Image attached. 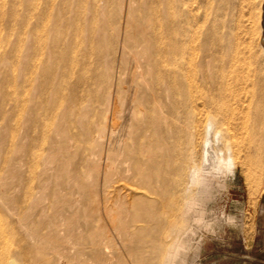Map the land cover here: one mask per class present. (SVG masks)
Segmentation results:
<instances>
[{
  "label": "rangeland",
  "instance_id": "rangeland-1",
  "mask_svg": "<svg viewBox=\"0 0 264 264\" xmlns=\"http://www.w3.org/2000/svg\"><path fill=\"white\" fill-rule=\"evenodd\" d=\"M209 117L238 162L209 208L235 223L196 264H264V0H0V264H150Z\"/></svg>",
  "mask_w": 264,
  "mask_h": 264
},
{
  "label": "clouds",
  "instance_id": "clouds-1",
  "mask_svg": "<svg viewBox=\"0 0 264 264\" xmlns=\"http://www.w3.org/2000/svg\"><path fill=\"white\" fill-rule=\"evenodd\" d=\"M219 132V134H217ZM197 148L185 154L179 199L172 205L175 219L163 222L152 245L150 264H196L202 243L200 233H215L233 225L235 217L217 214L209 205L227 190V181L238 165L215 117H209ZM204 139L208 144L205 147ZM207 152V157L203 155ZM166 234V235H165Z\"/></svg>",
  "mask_w": 264,
  "mask_h": 264
},
{
  "label": "bare ground",
  "instance_id": "bare-ground-1",
  "mask_svg": "<svg viewBox=\"0 0 264 264\" xmlns=\"http://www.w3.org/2000/svg\"><path fill=\"white\" fill-rule=\"evenodd\" d=\"M135 35V34H134ZM130 37H131V35H130ZM127 38V37H126ZM136 38V37H135ZM131 42V41H130ZM135 44H136V42H134ZM131 46H132V43H131ZM124 48H125V45H124ZM130 49V48H129ZM126 51V50H125ZM124 53V52H123ZM125 54V53H124ZM123 54V55H124ZM138 54V53H137ZM240 54H243V53H235V55H234V59L232 60L233 61V63L234 64H232V66H235V65H237V63H242V61H243V58L240 56ZM208 63H210L211 62V59H210V61H207ZM240 78H241V76L239 75V72H238V69H237V67H235V69L231 72V73H225L224 71H222L221 70V72L220 73H217V75L214 77V78H211L212 80L213 79H215V80H217L216 82H217V89H218V91L217 92H219V93H215L217 96H218V94H219V98H220V100L221 101H217V108L220 110V113L221 114H224L223 113V111L224 110H226V109H230V111L232 110V111H235V113H236V110H237V108L239 107V103H238V101H237V99H236V97H237V92H236V86L237 85H235V84H237V82H239L240 81ZM212 80H210V81H212ZM210 83H213V82H210ZM212 85V84H211ZM213 85H215V84H213ZM216 87V86H215ZM212 89H214V87H211ZM192 89V88H191ZM193 90V89H192ZM191 90V91H192ZM167 91H171V90H167ZM214 91H216L215 89H214ZM212 94V93H211ZM215 94H213V95H215ZM169 96H170V93L168 94ZM210 95V94H209ZM208 95V96H209ZM168 96V97H169ZM216 96V97H217ZM215 97V98H216ZM210 98V97H209ZM209 98H207V99H209ZM218 99V98H217ZM209 101V100H208ZM66 102H67V100H66ZM110 102V101H109ZM78 103V102H77ZM212 103H214V101L212 100ZM64 104H66V103H64ZM170 104V103H169ZM172 104V103H171ZM231 104H234V105H236V107L235 108H233V106L231 105ZM116 105V104H115ZM73 106V105H72ZM84 106V105H83ZM208 106V105H207ZM65 107V106H64ZM232 107V108H231ZM63 110H64V108H62ZM66 109H68V108H66ZM112 109V108H111ZM172 110L171 111H173L174 109L173 108H171ZM214 110H215V108H213ZM69 110V109H68ZM67 110V111H68ZM74 111V110H73ZM211 111V110H210ZM222 111V112H221ZM82 112V111H81ZM112 112V111H111ZM173 112H175V111H173ZM211 112H213V111H211ZM219 112V111H218ZM75 113V112H74ZM83 113V112H82ZM119 113V112H118ZM158 113V112H157ZM216 113V110L214 111V114ZM62 114H63V112H62ZM65 114V113H64ZM85 114V113H84ZM116 114V113H115ZM219 114V113H218ZM66 115V114H65ZM87 115H88V113H87ZM111 115V114H110ZM158 115H159V113H158ZM236 115V114H235ZM81 116H83V115H81ZM79 117V116H78ZM117 117V116H116ZM235 117V116H234ZM62 118V117H61ZM80 118V117H79ZM83 118V117H82ZM160 118V117H159ZM159 118H157L156 119V121H160L159 120ZM88 119V118H87ZM239 119V118H238ZM66 120H67V118H66ZM74 120V119H73ZM80 120V119H79ZM153 120V119H152ZM234 120V119H233ZM65 121V120H64ZM64 121H63V123H64ZM77 121V120H76ZM155 121V120H154ZM85 122V121H84ZM246 122V121H245ZM81 123V122H80ZM158 123V122H157ZM159 123H161V122H159ZM237 123V122H236ZM243 123V122H242ZM247 123V122H246ZM83 124V123H82ZM81 124V127L83 126ZM78 125V124H77ZM80 125V124H79ZM117 125V124H116ZM155 125V124H154ZM159 125V124H158ZM246 125V124H245ZM245 125L243 124V126L245 127ZM249 125V124H248ZM65 126V125H64ZM156 126H157V124H156ZM235 126H236V124H235ZM80 127V128H81ZM68 128V127H67ZM74 128V127H73ZM117 128V127H116ZM157 128H159V127H157ZM241 128H243V127H241ZM253 128V127H252ZM239 129V128H238ZM246 129V128H245ZM65 130H66V128H65ZM85 130V129H84ZM253 130V129H252ZM147 131V130H146ZM159 131V130H158ZM255 131V130H254ZM145 132V131H144ZM65 133V132H64ZM158 133V132H157ZM244 133H246V132H244ZM59 134V133H58ZM61 134H63V133H61ZM67 134H69V133H67ZM76 134V133H75ZM86 134V133H85ZM252 134H256L255 132L254 133H252ZM60 135V134H59ZM64 135V134H63ZM93 135V134H92ZM155 135H157V137H158V134H155ZM246 135V134H245ZM66 136V135H65ZM145 136V135H144ZM247 136V135H246ZM249 136V135H248ZM68 137V136H67ZM66 137V138H67ZM102 137V136H101ZM256 137V136H255ZM159 138V137H158ZM68 139V138H67ZM148 139V138H147ZM250 139V138H249ZM61 140V139H60ZM69 140V139H68ZM156 140V139H155ZM62 141V140H61ZM67 143V142H66ZM163 143V142H162ZM165 143V142H164ZM248 143V142H247ZM251 143V142H250ZM88 144V143H87ZM167 145V144H166ZM244 145V144H243ZM72 146V145H71ZM63 147V146H62ZM163 147V146H162ZM250 147H251V144H250ZM254 147H255V145H254ZM159 148V147H158ZM164 148V147H163ZM162 148V149H163ZM166 148V147H165ZM141 149V148H140ZM143 149V148H142ZM52 150V149H51ZM246 150V149H245ZM255 150V149H254ZM151 151V150H150ZM66 152V151H65ZM243 152V151H242ZM145 153H147V152H145ZM249 153V152H248ZM247 153V154H248ZM53 154V153H52ZM142 154V153H141ZM151 154V153H150ZM154 154V153H153ZM152 154V155H153ZM161 154V153H160ZM91 155V154H90ZM250 157H251V152L248 154ZM259 155V154H258ZM53 156V155H52ZM247 156V155H246ZM153 157H154V155H153ZM250 157H248V158H250ZM245 158V157H244ZM247 159V158H246ZM151 161V160H150ZM249 161H250V159H249ZM154 162H155V164L157 163V161L156 160H154ZM151 163H152V161H151ZM159 164H161V161L159 162ZM151 165V164H150ZM169 165V164H168ZM152 166V165H151ZM158 166V165H157ZM155 168V167H154ZM161 169V168H160ZM163 169V168H162ZM151 171H153V169L151 170ZM164 171H166L165 169H164ZM144 173H146V172H144ZM157 173H159V172H157ZM146 175V174H145ZM162 175V174H161ZM156 177H157V174H156ZM163 180H164V178H163ZM165 181V180H164ZM149 182V181H148ZM154 182V181H153ZM143 183H144V181H143ZM166 183V182H165ZM146 184V183H145ZM75 185V184H74ZM156 185V184H155ZM147 186H149V185H147ZM158 186H159V184H158ZM163 187V186H162ZM154 188V187H153ZM151 189H152V187H151ZM155 189V188H154ZM158 189H160V188H158ZM162 189V188H161ZM148 202H149V200H148ZM148 204V203H147ZM152 204V203H151ZM143 204H141V206H142ZM144 206V205H143ZM150 206V205H149ZM154 208H155V204H154ZM153 208V209H154Z\"/></svg>",
  "mask_w": 264,
  "mask_h": 264
}]
</instances>
